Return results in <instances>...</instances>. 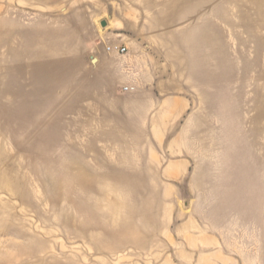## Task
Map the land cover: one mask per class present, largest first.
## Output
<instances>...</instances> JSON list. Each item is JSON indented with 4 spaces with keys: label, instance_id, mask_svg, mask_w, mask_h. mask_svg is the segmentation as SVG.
<instances>
[{
    "label": "rangeland",
    "instance_id": "374dc122",
    "mask_svg": "<svg viewBox=\"0 0 264 264\" xmlns=\"http://www.w3.org/2000/svg\"><path fill=\"white\" fill-rule=\"evenodd\" d=\"M0 264H264V0H0Z\"/></svg>",
    "mask_w": 264,
    "mask_h": 264
},
{
    "label": "crops",
    "instance_id": "0c3cea01",
    "mask_svg": "<svg viewBox=\"0 0 264 264\" xmlns=\"http://www.w3.org/2000/svg\"><path fill=\"white\" fill-rule=\"evenodd\" d=\"M214 34H215V27H214ZM215 35L213 38L214 41V57H215ZM211 41V38L209 39ZM211 45V44H210ZM144 51V52H143ZM147 50H135L132 49L129 52V82L130 84L135 87L134 97L132 98V105H130L129 110L130 112H134L135 118H144L147 117L144 113L150 110L149 104H152L157 97L156 91H160L161 84L155 83L154 81V71L149 70L146 65H143V55H147ZM183 54V52H182ZM184 61V59H183ZM205 70V68H204ZM216 77V73H214V78ZM112 84V83H111ZM164 85V83H162ZM173 87L177 88L178 85L173 82ZM179 95H173L172 100L178 99ZM97 101L100 103L106 102L109 104L107 109L110 107L114 108V104L116 102V98L112 96H101L97 97ZM134 102V103H133ZM168 102V100H166ZM110 110H107V112ZM108 133V132H107Z\"/></svg>",
    "mask_w": 264,
    "mask_h": 264
},
{
    "label": "built area",
    "instance_id": "2783aa9c",
    "mask_svg": "<svg viewBox=\"0 0 264 264\" xmlns=\"http://www.w3.org/2000/svg\"><path fill=\"white\" fill-rule=\"evenodd\" d=\"M107 49L110 51H118L120 53H125L127 50V47L117 44V43H111L110 45L107 46ZM124 89L127 91H134L135 87L133 85H126Z\"/></svg>",
    "mask_w": 264,
    "mask_h": 264
},
{
    "label": "water",
    "instance_id": "95a60500",
    "mask_svg": "<svg viewBox=\"0 0 264 264\" xmlns=\"http://www.w3.org/2000/svg\"><path fill=\"white\" fill-rule=\"evenodd\" d=\"M106 23H107L106 20H102V21H101V24H102L103 26H105Z\"/></svg>",
    "mask_w": 264,
    "mask_h": 264
}]
</instances>
